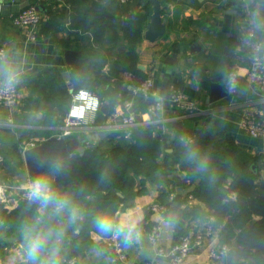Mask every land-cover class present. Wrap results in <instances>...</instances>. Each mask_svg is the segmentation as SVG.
<instances>
[{
  "label": "crops",
  "instance_id": "0c3cea01",
  "mask_svg": "<svg viewBox=\"0 0 264 264\" xmlns=\"http://www.w3.org/2000/svg\"><path fill=\"white\" fill-rule=\"evenodd\" d=\"M80 1L0 0V46L6 49L5 57L0 60V84L12 77L20 99L12 107L0 104V152L6 159L0 165V184L8 187L10 199L9 206L3 204L0 213L4 209L10 212L21 200L29 199L28 192L38 179L31 178L28 174L25 150L50 137L62 136L65 130L70 106L60 123H48L44 109L52 108L53 102L49 95L54 93L51 94V89L39 92L37 87L45 77L53 73L60 74L67 83L72 99V94L76 91L72 84L73 66L96 63L99 58L98 54L90 52L89 48L95 45L93 42L91 45L87 37L90 34L84 33V37L81 30L76 33V28H71L74 10L78 8ZM101 1L118 17L121 25L119 32H123L131 15L141 14L147 19L143 23L141 42L136 47L137 73L124 70L120 76L113 77L127 90H131L133 96L131 99L120 96L119 101L112 103L103 102L109 105L110 111L109 114L101 112L96 124L103 125L114 112H127L126 104H130L139 126L155 125L156 134L164 142L158 158L160 166L155 174L156 178L153 180L149 176L138 175L135 188L138 190L142 187L144 191L127 205H120L115 213V222L125 225L123 244L128 264H143L152 260L158 245L171 246L183 234L195 236L208 226L212 227L213 234L207 236L203 245L195 248L182 264H227V256L212 260L209 254L223 244H228L232 251L238 247L237 236L241 232L237 229L239 214L230 213L232 216L228 214L222 224L216 225L209 202L203 199H198L199 203L192 211H181L178 197L196 191L199 184L187 179L185 170L176 163V156L181 146L189 147V144H193L197 152L218 149L226 155L229 153L231 157L228 159L227 181L234 182L236 177L248 170L255 174L254 177L257 178L254 183L259 185L264 194V139L250 137L239 124L240 117L248 109H256L264 114V89H254L248 83L249 53L244 43L248 24L255 25L259 35L264 38V0H160L168 27L166 35L156 44L145 38L146 26L153 12L152 0H137L125 6H118L113 0ZM32 4L51 16L41 26L38 40L34 42L28 39L25 30L16 27L12 21L21 10ZM118 51L124 56L129 55L127 43L119 46ZM72 58L74 62H70ZM108 70L106 65L102 72L106 74ZM233 70L240 73V92L236 97L229 95L226 89L228 74ZM65 72L69 74L67 79L64 77ZM149 76L154 78L159 93L163 83L168 82V90L171 86L178 87L197 101L202 106V111L182 113L167 103L163 117H153L147 111L144 98L132 90L137 78ZM213 84H217L227 95L210 103ZM53 115L52 112L51 117ZM178 121L182 122L181 130L173 125ZM102 131L82 126L73 134L83 142H91L87 138L88 134H100ZM104 132L105 136L110 133L107 130ZM187 136L195 139L186 142L184 138ZM92 139L102 147L111 146L108 141H104L105 138ZM131 142L130 138L123 143L129 145ZM180 159L184 160L182 157ZM50 176L45 175L46 178ZM223 189L226 190L224 193L236 200L234 192L231 193L228 187ZM172 193L176 194L173 200L170 198ZM175 202L179 203L178 219L172 221L166 216L159 241L157 244L152 243L147 231L160 217L149 207L154 203H162L170 211ZM73 211L75 209L64 208L57 214L71 215ZM259 219V215H254V220ZM67 222L65 220L64 224ZM1 226L3 223L0 219V228ZM129 228L132 231L131 239L125 234ZM112 232L105 237L93 232L90 242L78 249L73 247L75 241L68 238L65 251L67 255L77 257L78 264H111L106 240ZM0 236L5 242L11 243L7 248L0 249V264H26L25 246L20 242L25 238L24 230L18 229L7 234L1 229ZM60 242L58 239L57 243ZM50 252L51 250L46 251L49 256ZM243 256L239 264L248 263ZM56 259L58 264H63L58 257ZM48 260V256L43 254L39 257L38 264H46ZM161 264L172 263L169 259H163Z\"/></svg>",
  "mask_w": 264,
  "mask_h": 264
},
{
  "label": "trees",
  "instance_id": "16d2710c",
  "mask_svg": "<svg viewBox=\"0 0 264 264\" xmlns=\"http://www.w3.org/2000/svg\"><path fill=\"white\" fill-rule=\"evenodd\" d=\"M71 1L74 3L75 0ZM74 12L71 28H76V33L81 30L84 37V33H89L87 37L91 45L92 42L95 44L89 48L90 52L99 55L96 63H80L73 66L74 89H89L97 93L105 103L119 101L120 96L131 99V90H127L113 77L120 76L124 70L137 73L136 47L141 42L143 23L147 18L141 14L131 15L132 18L126 21L123 32H119L121 25L118 17L112 14L101 0H81ZM51 15L53 17L55 13ZM124 43L129 47L127 56L118 51V47ZM106 65L109 70L105 74L102 70ZM144 79L137 78V82ZM50 89L51 94L54 93L49 95L53 102L52 108L44 111L46 121L55 125V122L60 123L66 115L71 104V94L67 83L57 73L45 77L37 87L39 92ZM145 103L147 106L146 100ZM130 138L131 144L126 145L123 142L127 139H117L116 133L110 132L104 141H108L111 146L102 147L97 143L84 142L86 150L83 154L75 153L64 158L47 173L51 175L48 180L55 192L68 201L65 209H75V219L72 214H57L54 205L42 207L38 202L24 199L10 212L4 209L0 213L3 223L0 231L2 229L7 234H12L18 229L24 232L51 230L52 235L41 255L44 254L49 259L46 251L55 246L59 249L57 257L60 263H64L66 256L70 257L65 251L68 238L75 241L73 247L78 249L90 242L93 232L108 236L111 231L101 232L96 226L97 219L108 215L115 221V213L120 205H127L144 191L142 187L136 190V177L143 175L154 180L160 166L158 158L164 142H161L156 134L155 125L138 126L133 129ZM188 146H181L176 163L185 170L187 179L199 184L193 194L197 199L209 202L216 225L222 224L228 214L232 216L230 213L239 214L237 229L241 232L237 236L236 246L244 248L243 258L248 261L247 264H264V194L261 193L259 185L254 183L257 177L247 170L236 177L234 182L229 183V153L226 155L218 149L197 152L193 144ZM181 157L184 158L183 161ZM226 187L236 194V200L223 192ZM184 197H178L177 200L182 202ZM3 206L0 204V210ZM254 215H259L261 219L254 220ZM65 220L68 221L66 224ZM58 239L61 240L60 243H57ZM20 242L25 246V238ZM10 245L11 243L5 242L0 236L1 250Z\"/></svg>",
  "mask_w": 264,
  "mask_h": 264
},
{
  "label": "built area",
  "instance_id": "2783aa9c",
  "mask_svg": "<svg viewBox=\"0 0 264 264\" xmlns=\"http://www.w3.org/2000/svg\"><path fill=\"white\" fill-rule=\"evenodd\" d=\"M118 6H125L137 0H113ZM1 12V8H0ZM50 14L41 12L37 5L32 4L21 10L18 15L14 16L12 21L16 27L26 31L27 37L31 41L38 40V33L41 26L50 19ZM244 43L249 53V69L247 78L249 85L254 89H264V38H262L255 25L248 24L245 29ZM6 49L0 46V60L5 57ZM226 89L232 97H236L240 92V73L233 70L228 74ZM135 94H140L147 101V111L153 117L162 118L166 111V105L169 103L177 111L182 113H196L202 111V106L188 97L181 89L176 86L169 88V99L161 98L156 87L153 77H146L143 81L137 82L132 88ZM19 91L15 81L10 83L6 81L0 84V104L8 107L15 106L19 103ZM103 105L99 95L89 89L80 88L73 92L69 116L66 119L64 132L62 136L73 134L82 128V126L92 127L100 131L116 133L117 139H128L132 135L133 129L139 126L136 115L131 111V105L126 104V111L114 112L103 124H96L98 116L101 114ZM164 121V120H163ZM239 124L242 130L250 137L255 139H264V114L256 109H248L240 117ZM79 128V129H77ZM77 129V130H75ZM186 142H192L193 136L184 138ZM5 161V156L0 152V165ZM9 189L6 185L0 184V202L9 206ZM176 194H171L173 200ZM199 203V200L193 194L188 193L180 203V210L183 212L192 211ZM150 210L159 215L158 221L154 222L147 231L149 240L157 244L159 241L162 223L166 220L168 208L162 203H154ZM212 220L214 217L212 216ZM213 229L208 226L206 230L198 232L195 236L183 234L179 240L171 246L156 247V255L152 260L143 264H161L163 259H169L172 264H182L192 253L195 248L201 247L205 238L213 234ZM123 234L112 232L107 238L106 245L110 254L111 264H128V257L124 250ZM232 248L228 244H223L209 254L212 260L225 258ZM63 264H78L75 256L64 259Z\"/></svg>",
  "mask_w": 264,
  "mask_h": 264
},
{
  "label": "water",
  "instance_id": "95a60500",
  "mask_svg": "<svg viewBox=\"0 0 264 264\" xmlns=\"http://www.w3.org/2000/svg\"><path fill=\"white\" fill-rule=\"evenodd\" d=\"M152 15L146 26L145 38L149 42L156 44L161 38L166 35L168 22L163 17V7L160 0H152ZM40 10V8H38ZM70 62H74L73 58ZM65 79L69 78L68 72L64 73ZM169 83L164 82L160 90L161 98L169 99ZM211 95L209 102L213 103L227 95V92L221 91L217 84L211 86ZM101 111L104 114H109L110 108L108 104H103ZM177 129H182V122L178 121L173 124ZM100 137L105 138V132L100 134H88L87 138L91 143H95L92 138L98 140ZM85 142V141H84ZM79 136L75 134H69L66 136H53L38 145L32 146L25 150L24 157L27 165L28 174L31 178H39L42 175H46L51 171L53 166L63 160L64 158L75 154H83L86 150V146ZM53 175V174H52ZM224 192L226 190L223 189ZM122 196L121 193H119ZM178 202H175L172 206V210L168 211L167 219L175 221L178 219L177 208ZM244 254V248L241 246L236 247L230 254L227 255V264H239L240 259ZM71 256V255H70Z\"/></svg>",
  "mask_w": 264,
  "mask_h": 264
},
{
  "label": "clouds",
  "instance_id": "9594fccd",
  "mask_svg": "<svg viewBox=\"0 0 264 264\" xmlns=\"http://www.w3.org/2000/svg\"><path fill=\"white\" fill-rule=\"evenodd\" d=\"M12 77H9V82H12ZM28 197L30 200L38 202L42 207L48 205H54L57 212L63 210L68 201L60 197L53 189L50 181L46 177H40L36 179L29 192ZM76 213L72 212V218L75 219ZM39 223V221H37ZM96 226L101 232L114 231L122 233L125 230V225L116 223L111 216L104 215L97 219ZM129 239H131L132 231L131 228L125 233ZM51 230H34L31 232H25V254L26 264H38L39 257L44 252L46 245L48 244L49 238L51 237ZM58 254V248L53 246L50 252V258L46 264H58L56 259Z\"/></svg>",
  "mask_w": 264,
  "mask_h": 264
},
{
  "label": "rangeland",
  "instance_id": "374dc122",
  "mask_svg": "<svg viewBox=\"0 0 264 264\" xmlns=\"http://www.w3.org/2000/svg\"><path fill=\"white\" fill-rule=\"evenodd\" d=\"M117 8H119V7H115V9H117Z\"/></svg>",
  "mask_w": 264,
  "mask_h": 264
}]
</instances>
